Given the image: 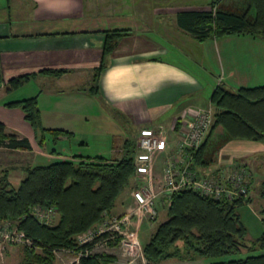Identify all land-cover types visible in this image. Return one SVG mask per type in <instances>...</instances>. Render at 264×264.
I'll return each instance as SVG.
<instances>
[{"label": "crops", "instance_id": "crops-1", "mask_svg": "<svg viewBox=\"0 0 264 264\" xmlns=\"http://www.w3.org/2000/svg\"><path fill=\"white\" fill-rule=\"evenodd\" d=\"M210 1L0 0V122L7 133L25 136L31 144L30 150L0 147V152L9 155L8 159L0 157V171H7L10 184L17 187L25 168L33 165L85 158L112 161L121 155L125 132L137 128L139 134L145 127L158 129L166 141L165 149L152 156L153 174L160 177L179 131L194 112L211 105L210 94L217 81L234 89L263 84L264 38L228 34L198 42L179 26L178 12L207 9ZM112 29L128 32L119 37L116 47L103 59L98 89L93 92L91 77L101 62L103 31ZM173 52L189 61L178 60ZM57 69L67 71L61 75L46 71ZM24 73L32 74L29 80L6 91L8 78ZM32 96L37 97L42 126L73 134L54 141L46 133L44 143L39 144L21 108L8 105ZM231 162L247 167L250 187L255 178L261 184L264 142L226 141L211 163L196 170L217 175ZM134 179L131 177L105 217L135 209L131 194ZM244 208L258 237L262 225L257 209L247 205ZM158 212L164 213L161 209ZM146 222L139 213L132 216L127 228L131 231L137 227L141 255H127L120 244L106 246L103 252L114 257L108 264H146L142 246L154 230L146 229ZM140 237H144L142 242ZM56 260L57 252L54 264ZM20 261L19 255V264ZM161 264L210 261L171 259Z\"/></svg>", "mask_w": 264, "mask_h": 264}, {"label": "trees", "instance_id": "trees-1", "mask_svg": "<svg viewBox=\"0 0 264 264\" xmlns=\"http://www.w3.org/2000/svg\"><path fill=\"white\" fill-rule=\"evenodd\" d=\"M216 1L209 2V9L178 12L179 26L198 42L228 34L264 38V0H244L243 8L238 11L212 10ZM103 32L101 62L91 77L93 92L98 89L103 59L128 30ZM46 71L61 75L67 69ZM31 75L11 76L7 80L6 91L18 88ZM210 104L214 107L213 120L203 142L193 154L191 168L195 170L213 161L216 150L209 151L212 140L218 143L231 139L264 142V83L237 89L219 83L210 94ZM8 105L21 108L39 144L44 143L46 133H50L54 141L60 136L73 134L42 126L36 96L9 102ZM0 147L30 150L31 144L25 136L7 133L0 122ZM135 147L133 141L124 140L120 157L112 161L85 158L29 166L17 187L10 184L6 170L0 171V220L16 222L32 240L31 246L20 245L23 247L20 264H54L55 252L61 250L78 256V264H108L114 259L104 252H92V248L97 242H104L109 247L117 246L120 237L110 238L107 232H102L90 241L79 243L77 236L96 228L129 185L135 175ZM250 185L249 181L245 197L232 201L216 200L191 188L174 192L166 205V218L155 226L142 246L146 264L203 257L210 259V264H264V206L258 211L262 232L253 240L249 239L238 212L240 207L252 201ZM259 196L264 197V180ZM36 205L53 206L58 213L57 219L51 224L40 222L30 213V208Z\"/></svg>", "mask_w": 264, "mask_h": 264}, {"label": "built area", "instance_id": "built-area-1", "mask_svg": "<svg viewBox=\"0 0 264 264\" xmlns=\"http://www.w3.org/2000/svg\"><path fill=\"white\" fill-rule=\"evenodd\" d=\"M213 114L214 107L208 105L198 109L191 119L185 121L179 131V139L164 160L160 177L153 174L152 156L155 152L165 149L166 141L161 132L154 127L140 129L133 159L135 176L140 182L131 192L136 202L135 209L110 218L104 216L102 222L89 234H84L86 236L78 242H86L96 234L107 232L110 238L120 237L119 244L124 252L134 257L137 253L135 247L140 248V244L135 236L137 227L131 231L127 230L132 216H139V213H142L149 218H155L157 207L167 205L177 190L191 188L216 200L232 201L245 197L250 172L244 165L231 162L221 169L217 176L201 174L191 168L193 154L203 142L212 123ZM30 213L45 224H51L58 216L53 206L36 205L30 208ZM10 244L31 246L32 240L18 228L16 222L0 220V257ZM76 258L78 259V256Z\"/></svg>", "mask_w": 264, "mask_h": 264}, {"label": "rangeland", "instance_id": "rangeland-1", "mask_svg": "<svg viewBox=\"0 0 264 264\" xmlns=\"http://www.w3.org/2000/svg\"><path fill=\"white\" fill-rule=\"evenodd\" d=\"M244 4V0H217L216 1V5L215 6H212V10L216 9V8H221V9H226V10H240L242 5ZM210 4H208L207 6V9H209L210 7ZM180 42H183L182 40H178ZM173 48V47H172ZM173 56H175V58H177L178 60L182 61H186L188 62L189 59L185 58L184 56L181 57V54L177 55L176 53L173 52L172 54ZM219 81H217L215 83V85H219ZM125 136L126 138H124V140H131V141H135L134 143H136V140L138 138V134H137V128H134V129H131L130 131L128 132H125ZM123 139H121V148H122V145H123ZM223 143H218V142H215V141H211L210 144H209V151L210 150H218L221 146H222ZM215 151V153H216ZM0 157L1 158H5V159H8L9 155H8V152L6 151H3L0 152ZM259 176H263V175H259ZM135 179L133 181V185L131 187V192L132 190L135 188L136 184L140 183L138 181V178L134 175ZM156 177H158L156 175ZM261 178V177H260ZM261 188V184L260 182H258V178H255L254 182L252 183V188H251V191H250V196L252 197L253 201H252V204H247V207L254 210L257 209L255 211V213H258L259 211V208L260 207H263L264 206V197L260 199V196H259V189ZM246 206V205H245ZM241 210H239L238 212L240 213L241 215V220L242 222L244 223V225L246 226V229H247V233H248V237L250 240H253L257 237V235L259 234L258 231L255 230V228L253 227L252 223H248L247 221V213L245 214L246 210L247 209H243V207H240ZM159 209H161L162 211H164V213L166 212V205H163V206H159L157 207V211H159ZM164 213L163 212H158L156 215L155 218H149L147 216H143L144 220L148 221L145 223L144 227L146 229H154L155 226L163 221L166 217L164 216ZM124 214V213H123ZM118 216V215H117ZM248 225V226H247ZM249 227V228H247ZM141 229V227L139 228V230ZM89 234V233H88ZM87 235V234H86ZM86 235H82L78 238V241L80 239L81 241V238L85 237ZM139 242V238L137 235H135ZM88 238V237H87ZM92 239V238H91ZM91 239L87 240V241H90ZM144 239V237H140V240L142 242V240ZM141 245L140 244V248H137L135 247V251L137 252L135 254L134 257L136 256H139L141 255ZM13 247H16V248H13ZM106 247V244H104V242H97L96 245L92 248V252H103V250L105 249ZM13 248V249H12ZM22 249L23 247H21L20 245H14V244H10V245H7L6 248L4 249V252L2 253V259H0V264H19V255L21 256V252H22ZM37 251H39L40 249L39 248H36ZM243 252H245V250L243 249L242 250ZM4 259V260H3ZM202 260H209L208 258H201ZM56 264H78V259L76 258V255L69 252L68 250H61V251H57V260H56ZM161 264V263H160Z\"/></svg>", "mask_w": 264, "mask_h": 264}]
</instances>
